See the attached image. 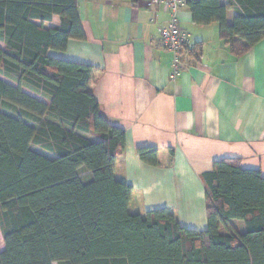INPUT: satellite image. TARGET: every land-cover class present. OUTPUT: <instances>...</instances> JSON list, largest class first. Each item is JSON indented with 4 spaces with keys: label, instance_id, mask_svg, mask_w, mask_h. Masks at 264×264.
I'll return each mask as SVG.
<instances>
[{
    "label": "trees",
    "instance_id": "obj_1",
    "mask_svg": "<svg viewBox=\"0 0 264 264\" xmlns=\"http://www.w3.org/2000/svg\"><path fill=\"white\" fill-rule=\"evenodd\" d=\"M186 6L195 24H219L238 58L264 40V0ZM55 16L61 25L47 28ZM84 39L77 0H0V75L16 83L0 78V264H264V177L238 159L202 176L204 232L183 228L167 209L129 212L134 190L115 178L126 133L94 96L98 71L49 56ZM199 49L186 55L196 59ZM138 154L159 165L157 150Z\"/></svg>",
    "mask_w": 264,
    "mask_h": 264
},
{
    "label": "crops",
    "instance_id": "obj_2",
    "mask_svg": "<svg viewBox=\"0 0 264 264\" xmlns=\"http://www.w3.org/2000/svg\"><path fill=\"white\" fill-rule=\"evenodd\" d=\"M77 1L85 39L70 40L65 52L49 56L98 71L94 96L112 125L126 133L115 178L134 190L129 212L167 209L183 228L206 231L202 176L213 172L216 162L238 159L244 170L264 177V40L238 58L220 38L219 24L197 25L182 7L179 25L200 53L196 59L183 53V70L174 78V54L161 41L169 11L122 0ZM235 16L229 11L227 22ZM60 25L55 16L46 26ZM0 48L6 49L4 41ZM144 149L158 151V166L141 160L138 151ZM231 224L245 230L241 221ZM1 239L4 243L3 234Z\"/></svg>",
    "mask_w": 264,
    "mask_h": 264
},
{
    "label": "built area",
    "instance_id": "obj_3",
    "mask_svg": "<svg viewBox=\"0 0 264 264\" xmlns=\"http://www.w3.org/2000/svg\"><path fill=\"white\" fill-rule=\"evenodd\" d=\"M147 8L162 6L169 11L171 20L167 27L161 31V41L165 48L174 54L173 77L181 75L184 63L181 60L182 54L195 49V44L190 40L189 35L180 27L178 12L185 7L187 0H136Z\"/></svg>",
    "mask_w": 264,
    "mask_h": 264
},
{
    "label": "rangeland",
    "instance_id": "obj_4",
    "mask_svg": "<svg viewBox=\"0 0 264 264\" xmlns=\"http://www.w3.org/2000/svg\"><path fill=\"white\" fill-rule=\"evenodd\" d=\"M1 76V75H0ZM8 81H10V82H13V83H15L14 81H11V80H9L8 79ZM25 92H27V93H32V92H30L29 90H25ZM34 94V93H33ZM34 95H36V94H34ZM39 97V96H38ZM41 98V97H40ZM43 100V99H42ZM34 149L36 150V151H39V152H42L41 150H39L37 147H34ZM0 237H2V230H1V227H0ZM3 239H1L0 240V247H2L3 246Z\"/></svg>",
    "mask_w": 264,
    "mask_h": 264
}]
</instances>
